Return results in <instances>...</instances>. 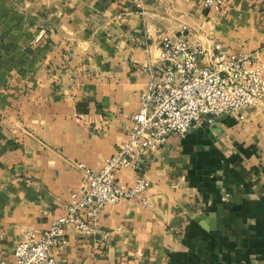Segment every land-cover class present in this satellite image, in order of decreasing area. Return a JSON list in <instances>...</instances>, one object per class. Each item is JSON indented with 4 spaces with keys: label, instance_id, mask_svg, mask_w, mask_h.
<instances>
[{
    "label": "crops",
    "instance_id": "1",
    "mask_svg": "<svg viewBox=\"0 0 264 264\" xmlns=\"http://www.w3.org/2000/svg\"><path fill=\"white\" fill-rule=\"evenodd\" d=\"M162 35L247 53L264 74V0H0V257L43 230L127 139ZM140 198L68 227L56 264H264V102L170 134ZM139 171L122 169L131 184ZM142 198V199H141Z\"/></svg>",
    "mask_w": 264,
    "mask_h": 264
},
{
    "label": "built area",
    "instance_id": "2",
    "mask_svg": "<svg viewBox=\"0 0 264 264\" xmlns=\"http://www.w3.org/2000/svg\"><path fill=\"white\" fill-rule=\"evenodd\" d=\"M204 7L221 9L224 0H201ZM142 0H136L141 7ZM155 69L138 92L139 108L133 114L127 139L95 169L75 162L82 171L80 187L70 193L64 212L43 230H26L13 247V264H56L53 249L65 241L68 227L92 232L103 206L121 199L140 198L149 186L144 173L150 152L167 143L170 134H184L206 115L243 111L264 102V74L250 54L228 51L214 42L213 61L200 62L201 46L187 39L162 35ZM136 175L131 184L118 178L122 169ZM142 199V198H141ZM0 230V238H1ZM0 264H10L0 257Z\"/></svg>",
    "mask_w": 264,
    "mask_h": 264
}]
</instances>
